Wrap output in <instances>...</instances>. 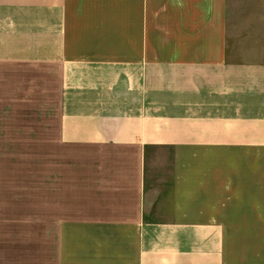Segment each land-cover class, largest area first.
Here are the masks:
<instances>
[{"label": "crops", "instance_id": "1", "mask_svg": "<svg viewBox=\"0 0 264 264\" xmlns=\"http://www.w3.org/2000/svg\"><path fill=\"white\" fill-rule=\"evenodd\" d=\"M262 181L264 0H0V264H264Z\"/></svg>", "mask_w": 264, "mask_h": 264}, {"label": "rangeland", "instance_id": "2", "mask_svg": "<svg viewBox=\"0 0 264 264\" xmlns=\"http://www.w3.org/2000/svg\"><path fill=\"white\" fill-rule=\"evenodd\" d=\"M254 183H255V181H254ZM262 183H263L262 186L264 188V181H262ZM253 202L254 203H257V202H263L264 203V194L262 196H259V195L258 196H254Z\"/></svg>", "mask_w": 264, "mask_h": 264}]
</instances>
